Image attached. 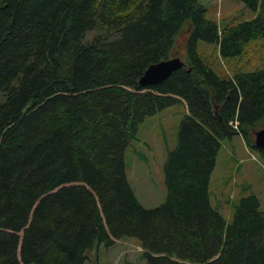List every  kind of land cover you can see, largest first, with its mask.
Masks as SVG:
<instances>
[{
	"label": "trees",
	"instance_id": "obj_1",
	"mask_svg": "<svg viewBox=\"0 0 264 264\" xmlns=\"http://www.w3.org/2000/svg\"><path fill=\"white\" fill-rule=\"evenodd\" d=\"M242 1L255 16L219 26L197 0H0V264H85L127 236L147 264H264L257 195L230 222L209 199L223 139L240 134L264 156V66L218 74L197 47L233 57L264 37V0ZM182 30L184 65L141 86ZM179 101L166 196L147 208L125 150L147 116Z\"/></svg>",
	"mask_w": 264,
	"mask_h": 264
},
{
	"label": "rangeland",
	"instance_id": "obj_2",
	"mask_svg": "<svg viewBox=\"0 0 264 264\" xmlns=\"http://www.w3.org/2000/svg\"><path fill=\"white\" fill-rule=\"evenodd\" d=\"M197 1L205 6V16L219 26L236 24L255 16V11L242 0ZM186 36V30L176 35V44H179L173 50V56L182 60L185 59V42L181 43ZM197 47L218 74L232 75L264 66V37L251 40L241 54L233 57H222L217 42L199 39ZM185 113V104L179 101L147 116L138 128L137 137L130 140L125 150L127 179L137 199L147 208L158 206L165 199L164 162L168 152L177 145L178 127ZM236 139L222 140L209 181L210 203L227 222L231 221L240 198L251 193L257 195L260 208L264 210V156L255 149L249 153L240 152ZM232 148L234 159L231 158ZM238 163L242 165L236 171ZM139 244L140 240L134 236L118 238L110 244L99 243L89 251L85 264H147Z\"/></svg>",
	"mask_w": 264,
	"mask_h": 264
},
{
	"label": "water",
	"instance_id": "obj_3",
	"mask_svg": "<svg viewBox=\"0 0 264 264\" xmlns=\"http://www.w3.org/2000/svg\"><path fill=\"white\" fill-rule=\"evenodd\" d=\"M183 65L184 60H182L179 56H173L171 58L152 63L140 76L139 83L141 86H145L160 82L169 76L173 70ZM255 144L256 146L264 149V127L255 132Z\"/></svg>",
	"mask_w": 264,
	"mask_h": 264
},
{
	"label": "crops",
	"instance_id": "obj_4",
	"mask_svg": "<svg viewBox=\"0 0 264 264\" xmlns=\"http://www.w3.org/2000/svg\"><path fill=\"white\" fill-rule=\"evenodd\" d=\"M184 103V102H183ZM185 104V103H184ZM185 107H186V105H185ZM236 135V136H235ZM233 137H232V139H234V137H235V139H236V137H238L237 139H236V141H237V149L240 151V152H247V153H249V147L246 145V143H245V141L243 140V138H242V136L240 135V134H235ZM234 148H232V150H231V153H232V159H234L235 158V153H234ZM237 160V159H236ZM242 160V159H241ZM242 163L244 162V161H241ZM241 163H238L237 165H236V171L241 167ZM227 179H224V181H226ZM234 184H236V182L234 183Z\"/></svg>",
	"mask_w": 264,
	"mask_h": 264
}]
</instances>
